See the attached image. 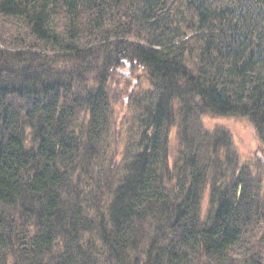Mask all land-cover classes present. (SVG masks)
Wrapping results in <instances>:
<instances>
[{
	"label": "trees",
	"instance_id": "1",
	"mask_svg": "<svg viewBox=\"0 0 264 264\" xmlns=\"http://www.w3.org/2000/svg\"><path fill=\"white\" fill-rule=\"evenodd\" d=\"M204 117L264 146V0H0V264H264V164Z\"/></svg>",
	"mask_w": 264,
	"mask_h": 264
},
{
	"label": "rangeland",
	"instance_id": "2",
	"mask_svg": "<svg viewBox=\"0 0 264 264\" xmlns=\"http://www.w3.org/2000/svg\"><path fill=\"white\" fill-rule=\"evenodd\" d=\"M124 72H129L128 76H122ZM145 75L142 68L131 63L128 69L125 64L118 67L110 78L111 90L109 91L113 102V125L117 128L118 138H116V146L121 148V144L126 136L125 131L122 130L123 125H127L130 118L131 109L129 104L132 98H139L143 93L151 88L150 78ZM124 123V124H123ZM202 124L205 128L217 132L221 136L224 133H229L232 136L233 144L236 151L239 153V159L242 163L249 162L252 167H256V161L264 159V146L260 145L255 134L246 121L231 118H208L202 119ZM227 131V132H226ZM121 139V141H120ZM169 155L171 159L177 155L178 140L176 137V130L172 129L169 135ZM261 158H258V155ZM251 157V158H250ZM249 160V161H248ZM172 161V160H171ZM264 164V163H262ZM207 207V195L203 198V214Z\"/></svg>",
	"mask_w": 264,
	"mask_h": 264
}]
</instances>
